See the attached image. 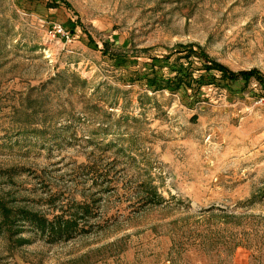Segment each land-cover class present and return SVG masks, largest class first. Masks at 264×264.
Here are the masks:
<instances>
[{
	"label": "rangeland",
	"instance_id": "rangeland-1",
	"mask_svg": "<svg viewBox=\"0 0 264 264\" xmlns=\"http://www.w3.org/2000/svg\"><path fill=\"white\" fill-rule=\"evenodd\" d=\"M177 45L264 81V0H0V199L78 214L0 264H264V91L128 81Z\"/></svg>",
	"mask_w": 264,
	"mask_h": 264
},
{
	"label": "trees",
	"instance_id": "trees-1",
	"mask_svg": "<svg viewBox=\"0 0 264 264\" xmlns=\"http://www.w3.org/2000/svg\"><path fill=\"white\" fill-rule=\"evenodd\" d=\"M106 55V52L103 53ZM151 62L146 64L147 70L143 73L134 72L128 75L129 82L144 81L147 90L152 93L167 91L177 93L180 90L191 95L198 94L203 86L215 85L217 82L233 83L235 81H248L250 78H256L264 91V81L257 75L256 71L233 73L221 64L211 60L201 48L193 45H177L162 58L151 57ZM163 61L168 69V75H159L160 70L154 63ZM197 63V65H195ZM134 75V76H133ZM256 76V77H255ZM102 133L104 130L100 128ZM45 130V129H44ZM35 138H40L42 143L60 142L59 134H49L42 130L33 129ZM22 134V133H21ZM104 134V133H103ZM149 196L157 199L159 203L161 197H157L155 189L151 188ZM79 211L85 217L90 213L87 204L78 207ZM77 213L71 214L70 218H64L61 215H54L51 219L37 212H32L25 208L10 209L0 199V235L6 236L8 241L14 246L27 243L23 238H16V235L23 233L27 227L29 233L46 237L49 241L55 239H68L77 230Z\"/></svg>",
	"mask_w": 264,
	"mask_h": 264
},
{
	"label": "built area",
	"instance_id": "built-area-1",
	"mask_svg": "<svg viewBox=\"0 0 264 264\" xmlns=\"http://www.w3.org/2000/svg\"><path fill=\"white\" fill-rule=\"evenodd\" d=\"M56 32H57V33H61V32H62L61 28H58V29L56 30Z\"/></svg>",
	"mask_w": 264,
	"mask_h": 264
}]
</instances>
